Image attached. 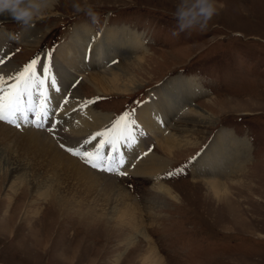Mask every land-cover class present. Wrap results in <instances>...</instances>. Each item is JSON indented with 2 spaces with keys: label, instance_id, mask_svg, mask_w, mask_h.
Instances as JSON below:
<instances>
[{
  "label": "rangeland",
  "instance_id": "obj_1",
  "mask_svg": "<svg viewBox=\"0 0 264 264\" xmlns=\"http://www.w3.org/2000/svg\"><path fill=\"white\" fill-rule=\"evenodd\" d=\"M73 2L87 3L94 8L99 14L97 28L106 23L114 26L104 27L128 25L127 28L140 36L142 49L131 56L117 57L120 59L115 65L126 64L134 56L153 60L138 77L142 85L129 92L103 96L80 82L72 94L68 93L76 95L77 92L90 100L100 99L93 110L112 116V125L122 118L117 114L122 109L133 102L136 105L149 102L158 85L179 78L184 79L187 87L191 85L201 90L195 104L214 112L215 120L196 146H185L177 150L174 157L166 158L170 160L169 166L155 179L124 175L125 172L109 175L108 171H102L127 194V202L135 205L137 232L119 223L117 214L109 208L101 215L98 211L87 215L83 209L90 208L88 205H83L80 212L76 211L78 205L60 208L53 202L49 206L45 200L36 198L30 184L19 186L14 192L6 189L7 183L1 184L0 215L15 212L17 215L14 238L10 234L0 238V264H141L143 253L148 254L151 247L162 264H264V181H261L264 176V0H216L218 12L206 30L183 32L178 31L173 18L182 0H59L33 27L36 34L42 36L38 45L50 51V63L56 48H50L51 42H66L74 29L81 27L92 31V39L104 29L102 27L95 35L92 20L83 13H76ZM22 31L11 20H3L0 27V33L15 38L0 44V60L4 56L19 72L29 65L31 56L39 49L38 45L29 48L17 42ZM174 32L178 34L173 35ZM42 55L47 58V54L42 53L35 60ZM39 69L38 62L35 70ZM72 83L75 81L65 89ZM63 94L66 95L65 91ZM68 98L65 96L62 102ZM213 99H221L222 104L217 108L207 107L206 102ZM231 99L242 101L245 107L232 109L223 105ZM136 107L122 121L131 124L128 127L135 134L142 130L137 117L138 125L132 127L136 124L139 109ZM218 108H222L220 112ZM160 126L165 128L164 123ZM220 129L231 131L238 138L246 137L253 156L245 165L240 182L252 191L250 193L246 186L239 188L231 198V207L205 195L202 184L194 186L204 179L191 170L201 150ZM140 139L148 151L161 155L152 136ZM10 152L0 146V164L9 156L16 157ZM17 168L21 171L11 172V175L23 174L26 181L31 179L27 169ZM160 185L172 188L171 195L179 193L181 201L160 196L156 192ZM27 209L28 219L24 217ZM35 227L44 234L40 245L34 243L36 238L31 235ZM139 230L144 237L138 234Z\"/></svg>",
  "mask_w": 264,
  "mask_h": 264
},
{
  "label": "bare ground",
  "instance_id": "obj_2",
  "mask_svg": "<svg viewBox=\"0 0 264 264\" xmlns=\"http://www.w3.org/2000/svg\"><path fill=\"white\" fill-rule=\"evenodd\" d=\"M3 20L8 21L10 18L0 17V21ZM92 37V31L87 28L74 29L68 41L60 43L57 47L54 65L51 64L53 66L49 64L45 55L37 59L40 63L38 73L42 64L47 65L54 83L50 85L46 81L43 89L40 90L46 97V102L38 92L33 91V105L38 109V114L43 113L48 127L54 123L50 126L58 125L62 131L41 132L33 128L17 131L0 121V146L5 152L9 149L10 153L16 155V157L9 156L3 165L0 164V187L1 184L7 183L6 189L14 192L19 186L25 187L30 184L36 198L45 200L49 206L53 202L60 208L78 205L79 209L76 211L80 212L83 205H88L92 209L88 207L83 209L87 215L97 213L96 211L101 215L109 208L117 214L119 223L137 232L135 205L127 202V194L113 183L111 178L102 174L101 168L111 167L114 171L112 173L125 172L126 175L155 179L169 166L170 160L166 158L174 157L176 151L185 146H196L203 139L208 127L214 123L215 113L195 104L196 95L202 93L201 90L194 89L191 85L187 87L184 79L166 80L156 87L154 94L150 95V101L143 103L137 114L135 113L136 124H132V127L138 125L137 117L141 121L142 130L135 134V131L133 133L128 127L129 134L133 138L131 143L121 140L115 149L106 146L104 142L108 136L101 137L96 134L104 132L111 126L112 116L94 111L91 106L92 100L80 97L77 92L76 95H71L68 101L62 102V99H65L63 93L68 90L65 89L67 84L81 80L82 84L86 83L88 87L103 96L126 93L142 85L138 77L153 59L134 56L133 60L128 59L126 64L119 67L118 64L115 65L117 57L131 56L142 49L140 36L127 27H104L98 36L93 39ZM17 38L24 46L32 48L38 45L42 36L40 37L31 28L27 31L23 30ZM7 39L9 38L6 35L0 33V44ZM0 73L6 81L8 80L4 83L7 87L15 82L7 78L19 71L15 64L6 61L0 64ZM219 103L222 104L221 99L206 102L207 107L216 108L221 105ZM223 105L232 109L245 107L242 101L232 99L227 100ZM49 108L52 109L51 117H49ZM218 109L220 112L222 108ZM37 115L29 119L31 125L32 119L37 120ZM120 120L121 126H124L123 119ZM162 123L165 124V128L160 126ZM146 135L153 137L158 151L164 157L146 149L145 142L140 139L141 136ZM61 144L75 148L78 155L70 154L61 148ZM117 150L118 154L114 156ZM252 158L251 144L246 137L238 138L231 131L220 129L194 160L191 170L196 176L204 179L194 186L202 184L205 195L225 204L226 207H231L233 203L231 198L236 196L238 189L247 187L240 185V182L243 180L245 165ZM85 159L88 162H85ZM93 163L98 167L92 168ZM20 165L28 170L31 179L28 178L29 180L26 181L23 174L19 177L11 175V172H19L20 169L17 167L21 168ZM8 174L10 179L7 177ZM261 181H264V176L261 177ZM157 189L156 192L163 198L181 201L179 193L171 195L169 190L172 188L168 189L160 185ZM251 191L250 189L249 192ZM75 200L79 202L75 204ZM27 213L28 209L24 213L26 219H28ZM16 215V212L12 215L5 213L0 215L1 239L8 234L14 238L13 226ZM242 226L244 227L245 224ZM40 230L42 229L35 227L31 233L36 238L33 240L34 243L38 245L44 235ZM139 231L138 234L144 237L143 232ZM149 251L148 254L143 253L144 264L163 263L152 247Z\"/></svg>",
  "mask_w": 264,
  "mask_h": 264
},
{
  "label": "snow or ice",
  "instance_id": "obj_3",
  "mask_svg": "<svg viewBox=\"0 0 264 264\" xmlns=\"http://www.w3.org/2000/svg\"><path fill=\"white\" fill-rule=\"evenodd\" d=\"M38 63L37 60H33L29 65H26L24 69L15 74L14 76L8 77L7 79H12L15 82L7 87L4 86L6 80L2 73H0V121L13 125L19 128L20 122L26 119L25 114L28 112L33 113V115L38 114V109L33 105L32 96L33 91L39 93L41 98L46 102V97L41 89H43L45 82L51 85L54 81L51 79L50 70L47 65H41V71L38 73L35 70V65ZM0 64H4V61L0 60ZM41 107H43L41 105ZM5 109H7V115L5 114ZM40 120L32 121L33 125L38 129H43L44 124L43 113H39ZM121 119H126L122 117ZM128 122L131 123L130 116L127 118ZM51 129V126H49ZM97 136H108L105 140V145L111 148H116V145L125 140L131 143L133 139L129 134L128 124L121 126V120L115 121L109 128H106L104 132L97 133ZM95 139V137H93ZM72 155H78V152L73 147H68L64 144L60 145ZM118 154V150L114 152V156ZM114 159V157H113ZM85 162H88L87 160ZM118 163V162H117ZM93 168L98 167L97 164L93 163L91 165ZM101 170L112 171L111 167L101 168Z\"/></svg>",
  "mask_w": 264,
  "mask_h": 264
},
{
  "label": "clouds",
  "instance_id": "obj_4",
  "mask_svg": "<svg viewBox=\"0 0 264 264\" xmlns=\"http://www.w3.org/2000/svg\"><path fill=\"white\" fill-rule=\"evenodd\" d=\"M59 0H0V17H5L17 24L22 30L33 28L56 7ZM76 13H83L93 23L99 22V14L90 4L73 2ZM216 0H182L173 13L179 32L204 31L211 19L217 14ZM3 21H0L2 27ZM174 32L173 35H177Z\"/></svg>",
  "mask_w": 264,
  "mask_h": 264
}]
</instances>
